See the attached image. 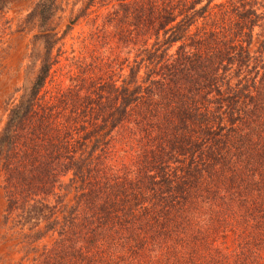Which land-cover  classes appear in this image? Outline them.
<instances>
[{
    "label": "trees",
    "instance_id": "1",
    "mask_svg": "<svg viewBox=\"0 0 264 264\" xmlns=\"http://www.w3.org/2000/svg\"><path fill=\"white\" fill-rule=\"evenodd\" d=\"M44 38L0 134L9 264H264V0H87Z\"/></svg>",
    "mask_w": 264,
    "mask_h": 264
},
{
    "label": "rangeland",
    "instance_id": "2",
    "mask_svg": "<svg viewBox=\"0 0 264 264\" xmlns=\"http://www.w3.org/2000/svg\"><path fill=\"white\" fill-rule=\"evenodd\" d=\"M86 3L87 0H0V134L11 108L37 74L46 52L44 36L61 37ZM47 6L48 17L44 13ZM84 30L85 20L80 19L54 45L52 56L60 47L69 51ZM75 48L80 47L76 45ZM57 78L59 76L54 80ZM3 181L0 163V264H9L20 255L19 247L15 246L17 242L8 231V223L3 222L7 205Z\"/></svg>",
    "mask_w": 264,
    "mask_h": 264
}]
</instances>
